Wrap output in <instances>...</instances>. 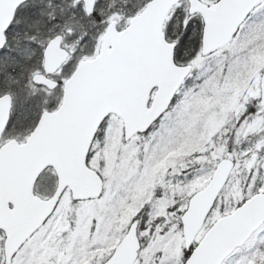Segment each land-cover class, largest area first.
<instances>
[{"label":"snow or ice","instance_id":"1","mask_svg":"<svg viewBox=\"0 0 264 264\" xmlns=\"http://www.w3.org/2000/svg\"><path fill=\"white\" fill-rule=\"evenodd\" d=\"M0 264H264V0H0Z\"/></svg>","mask_w":264,"mask_h":264}]
</instances>
